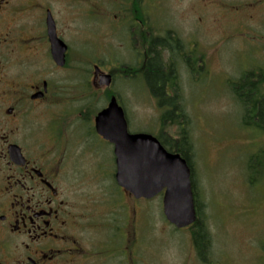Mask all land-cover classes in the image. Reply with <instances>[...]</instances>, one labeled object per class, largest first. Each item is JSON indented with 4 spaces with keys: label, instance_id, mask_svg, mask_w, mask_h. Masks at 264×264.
I'll return each instance as SVG.
<instances>
[{
    "label": "rangeland",
    "instance_id": "obj_1",
    "mask_svg": "<svg viewBox=\"0 0 264 264\" xmlns=\"http://www.w3.org/2000/svg\"><path fill=\"white\" fill-rule=\"evenodd\" d=\"M101 1L98 8H102ZM103 1L110 5L116 3V0ZM138 2L141 5L138 21L136 12L132 16L134 5L130 0H120L119 5L111 9L112 16L108 20L110 23L120 20V32L115 23V35L108 27V37L101 36L100 39L104 43L107 41L108 46L103 50L93 46L94 37L90 40L84 38L88 26L100 27L99 22L78 17L72 8L64 9L61 12L64 22L75 33L70 32L75 36V42L71 45L69 63L58 70L45 63L42 71L45 76L53 77L63 92L73 94L77 90L73 91L69 86L83 84L80 90H85L87 80L92 78L93 65L99 64L104 74L111 75V82L114 77L112 85L105 91L120 94L130 132L176 139L182 127L187 128L193 143V171L198 199L203 204L202 219L213 240L212 259L216 261L215 252L219 248L216 264H258L247 238L253 233V226L264 228V197L261 198L264 190V132L255 128L253 122L250 126L245 125L246 108L237 98L234 86L245 73L252 72L255 73L254 80L261 78L264 91V0ZM54 6L59 5L55 3ZM119 10L120 19L113 16ZM145 20H149L147 26H144ZM148 26L154 36L164 40L171 32L180 47L158 46L152 54L147 53L151 33L147 29L141 33L138 29ZM119 38L120 48L117 45ZM83 45L89 46V50L82 49ZM186 55L193 69L189 68ZM157 56L174 69L170 95L176 96L185 111V118L165 120V114L172 108L159 104V97L147 83L144 75L147 59H157ZM32 68L36 69L35 64ZM74 100L68 97L59 107L81 106L83 112L88 110L89 105L84 107L82 102ZM92 105L102 107L104 103L97 99ZM77 116L78 113H72L69 120L72 122ZM90 126V122H75L72 129H76L71 130V135L89 141L93 138L98 152L75 148L68 153L71 157H79L82 164L103 159L105 172L112 174L116 164L111 145L97 139L95 132L87 133ZM260 162V165L253 164ZM255 176L260 180L249 185V179ZM87 180L91 178L87 176L83 185L89 192L94 183ZM95 190V197L104 193L99 188ZM113 196L115 199L119 197ZM134 197L120 191V213L130 218L124 237L123 230H120V240L125 238V243L130 246L136 243L133 254L132 249L125 252L128 257L120 254V264H206L195 252L192 231L169 225L163 212V194L149 201L135 200ZM259 205L263 210L259 207L256 210ZM145 218L149 229L145 226ZM123 252L122 241L120 253Z\"/></svg>",
    "mask_w": 264,
    "mask_h": 264
},
{
    "label": "flooded vegetation",
    "instance_id": "obj_2",
    "mask_svg": "<svg viewBox=\"0 0 264 264\" xmlns=\"http://www.w3.org/2000/svg\"><path fill=\"white\" fill-rule=\"evenodd\" d=\"M130 2L134 5L132 16L136 12L138 21L141 5L138 0ZM55 3L59 6L55 7ZM119 3L120 0H116L110 5L102 0V8H98L99 0H0V264H120V254L128 257L125 252L136 246V243L127 245L125 238L120 240V230H123L124 237V229L129 226L130 218L120 213V191L126 190L116 180V169L108 174L103 159L82 164L79 157H71V153H68V150L75 148L98 152L93 138L89 141L80 136L72 138L71 135V130L76 129H72L75 122H90L87 133L95 132L97 139L111 145L116 164L114 144L96 130V116L108 106L113 96L120 105V94L105 91L112 85L114 77L109 86L100 84L104 71L99 64H94L92 78L87 80L86 89L89 91L80 90L83 84L75 86L73 83L69 87L77 92L67 94L53 77L45 76L42 71L45 63L57 70L69 63L75 36L70 34L71 27L64 22L65 17L61 14L64 9L72 8L78 17L99 22L100 27L88 26L84 38L90 40L94 37L93 46L103 50L108 46L107 41L104 43L100 39L101 36L104 39L108 37V27L115 35V23L120 32V20L116 19L114 23L108 20L112 16L111 9ZM119 15L120 10L113 13L114 17L120 19ZM49 18L54 23L57 36L67 46L64 66L56 64L52 57ZM148 21L145 20L144 26ZM146 29L151 33L147 53L152 54L157 49V43H164L165 40L154 36L149 26L138 31L144 33ZM169 35L171 38L174 36L171 32ZM117 45L120 48V38ZM81 48L89 50L90 47L83 45ZM185 57L187 62V55ZM149 58L145 71L151 60ZM159 62L165 74L166 93L171 96L174 76L171 71L174 69L170 64ZM68 97L75 99L74 102H82L84 107L89 105L88 110L83 112L81 106L60 108V103L64 104L63 100ZM97 99L103 101L102 107L92 105ZM72 113H78V120H69ZM254 127L260 130L264 128ZM87 176L91 178L87 181L94 183L89 192L83 185ZM253 178L248 181L251 186L260 180L258 176ZM95 188L104 193L95 197ZM126 193L134 197L128 191ZM113 195L119 197L115 199ZM138 199L150 200L135 198ZM258 207L263 210L260 205L255 207L256 210ZM196 210L198 212L197 207ZM194 223L184 228H177L170 222L169 225L193 231ZM146 225L149 229L147 218ZM255 226L247 242L255 251L258 264H264V228ZM192 240L202 262H218L219 248L215 252L216 261L212 259L213 240L209 249L206 248V259L200 255L193 237ZM122 241L124 252L120 253ZM122 262L125 263V260Z\"/></svg>",
    "mask_w": 264,
    "mask_h": 264
},
{
    "label": "water",
    "instance_id": "obj_3",
    "mask_svg": "<svg viewBox=\"0 0 264 264\" xmlns=\"http://www.w3.org/2000/svg\"><path fill=\"white\" fill-rule=\"evenodd\" d=\"M49 40L56 64L66 63V43L55 31L49 18ZM100 84L110 85L111 75L102 74ZM96 130L114 144L116 180L136 198H153L163 192V212L177 228L197 219L192 170L179 152L169 151L151 133L130 132L126 112L113 96L108 106L96 116Z\"/></svg>",
    "mask_w": 264,
    "mask_h": 264
},
{
    "label": "trees",
    "instance_id": "obj_4",
    "mask_svg": "<svg viewBox=\"0 0 264 264\" xmlns=\"http://www.w3.org/2000/svg\"><path fill=\"white\" fill-rule=\"evenodd\" d=\"M168 35L165 42L157 43L158 46L169 47L170 49L176 47L178 44V39L175 36ZM160 55V52L158 53ZM157 59H151L148 62V68L145 71V76L147 79V83L151 88L152 92L159 97V104H165L166 106H170L172 109L168 110L165 114V120L167 119H178L179 117H186L185 111L182 106L178 103L176 96H168L166 93V80L164 70L161 66V63ZM189 68H192V62L188 61ZM174 72L171 71V75ZM168 76V75H166ZM255 73H245L241 79L236 82L234 86V92L236 93L237 98L240 100L242 105L246 108V120L245 125L250 126L253 122L256 127H264V91L261 90V78H257V80L253 79ZM257 77V76H256ZM258 77H261L258 75ZM259 79V80H258ZM263 92V93H262ZM178 114V115H176ZM264 130V128H261ZM161 143L169 150L179 152L183 157H185L191 167L192 170V184L193 191L195 197V204L198 208L197 219L194 223V230L192 231V237L196 242L200 255L203 259L207 258L208 251L212 243V236L202 219L203 204L198 199L197 195V187L195 182V175L193 171V162H192V152H193V143L189 137L188 129L182 127L181 134L179 138H169V137H158ZM256 165H260V163H253ZM253 168V167H252ZM252 168H250V173ZM253 178V177H251ZM254 179V178H253ZM206 250V251H205Z\"/></svg>",
    "mask_w": 264,
    "mask_h": 264
}]
</instances>
